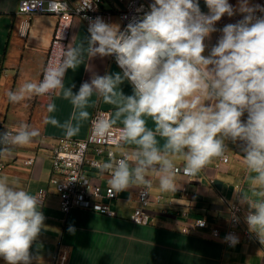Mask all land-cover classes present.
<instances>
[{"label": "clouds", "instance_id": "9594fccd", "mask_svg": "<svg viewBox=\"0 0 264 264\" xmlns=\"http://www.w3.org/2000/svg\"><path fill=\"white\" fill-rule=\"evenodd\" d=\"M42 2L34 0L32 7ZM91 3L83 0L79 9ZM205 4L207 14L201 12L198 0H154L149 11L123 31L101 17L90 19L86 41L61 45L41 80L26 81L6 95L10 103L49 94L70 101L68 119L61 122L53 115L54 103L47 105L49 115L44 118L66 138L78 135L89 119L94 95L113 106L110 119L95 122L98 142L107 137L119 153L117 158L109 151V160L96 165L101 174L109 175L110 195L133 187L148 193L150 173L161 192L176 193L181 172L176 159L183 161V175L196 177L214 158L227 159L226 140L242 141L243 164L254 174L249 179L257 197L242 193L241 203L248 205L245 222L264 245V16L255 15L264 7L249 6L248 0H241L235 9L228 0H205ZM63 10L67 8L61 0H51L48 11ZM236 12L243 19L220 29L221 36L206 56L205 41L218 31L216 22ZM96 56H114L122 72L94 74L76 93L75 85L66 87L67 70L75 71L86 57ZM125 81L132 85V95L122 92ZM245 112L247 119L242 121ZM146 118H151L152 127ZM39 135L26 123L0 132V155L29 145ZM126 145L135 147L122 150ZM41 208L36 195L17 181L0 177V257L6 264H32L30 248L45 227ZM197 224L204 226L205 221ZM68 231L74 234L75 228L70 225ZM225 239L231 246L238 243L232 234Z\"/></svg>", "mask_w": 264, "mask_h": 264}, {"label": "crops", "instance_id": "0c3cea01", "mask_svg": "<svg viewBox=\"0 0 264 264\" xmlns=\"http://www.w3.org/2000/svg\"><path fill=\"white\" fill-rule=\"evenodd\" d=\"M76 3L79 0H65ZM20 0H0V132L14 130L26 123L39 130L40 135L27 146L15 147L10 154L0 155V177L6 176L10 182L17 181L19 187L34 194L42 204L46 219L45 227L30 248L32 261L48 263L56 257L66 256L72 264H264V245L254 233H248V225H241L238 243L231 246L227 243L230 225V205L242 209V217L248 211V205L241 203L242 193L256 199L250 183V174L243 164L242 141L233 143L226 140L229 160L222 163L214 158L196 177H187L180 173L177 176L176 193H164L159 189L158 181L153 174L150 190V204L146 211L151 213L153 221L143 225L132 219L136 207L140 204L137 193L140 188L133 187L118 194L110 202L114 215L103 214L88 208H75L65 214L60 208V198L51 185L53 147L63 131L44 123L47 105L54 103L53 113L61 122L68 119L72 112L70 101L62 96L48 98L33 96L20 103H10L8 91H15L26 81L41 80L58 18L50 14L21 15L18 13ZM150 4L154 0H149ZM233 8H238L241 0H228ZM201 12L208 13L205 0H198ZM249 6L260 5L261 0H248ZM121 4L118 0H103L102 12H110L113 18L109 24L118 25ZM243 19V14L236 12L232 17L226 14L215 27L218 31L211 34L205 43V55L210 53L221 32L229 23ZM88 25L82 18H74L70 31L68 46H75L89 37ZM122 72L110 56L85 58L75 71L67 70L64 84L78 92L79 87L92 76ZM124 95H132L133 87L125 81L120 86ZM94 105L88 108L90 117L83 122L78 135L72 137L83 139L87 136L90 121L97 109L107 111L111 117L113 106L106 105L93 96ZM152 127L151 118H146ZM246 121L247 112L241 117ZM116 126H121L117 124ZM159 139V138H158ZM161 143L163 141L161 140ZM126 145L123 149H133ZM33 158L32 165L24 161ZM107 157L102 158L106 162ZM177 167H183V161L176 159ZM85 175L101 188L108 186L109 175L101 174L99 169L85 165ZM45 191L44 198H40ZM162 197L161 202H157ZM207 219L206 227L195 225L197 219ZM75 233L68 231L69 226ZM219 230V236L212 231ZM0 264H6L0 257Z\"/></svg>", "mask_w": 264, "mask_h": 264}, {"label": "built area", "instance_id": "2783aa9c", "mask_svg": "<svg viewBox=\"0 0 264 264\" xmlns=\"http://www.w3.org/2000/svg\"><path fill=\"white\" fill-rule=\"evenodd\" d=\"M103 0H92L91 6L80 10L79 7L83 3V0H79L76 3H69L68 1L61 0L66 5L67 10L51 12L48 11L51 0H43L40 5L32 7L34 0H20L18 6V13L21 15H33V14H50L55 15L58 18L57 26L52 38L51 46L48 52L45 67L48 61L56 56L61 45L67 47L70 41V31L74 18H82L89 27L90 19L101 17L106 23H110L113 14L110 12H102L100 10V4ZM121 4V9L118 11V18L122 22L123 31L126 26L134 19H140L145 12L149 11V0H118ZM32 7V10L29 8ZM261 7H264V0H261ZM139 10V11H138ZM256 17L264 16V12L257 11ZM116 63L115 57L110 56ZM44 67V68H45ZM43 77V74H42ZM41 77V79H42ZM48 98H52L55 94L45 95ZM111 115L107 111L97 109L90 121V127L88 134L83 139L66 138L62 137L53 147L52 153V176L50 183L54 187L55 192L60 198V208L68 214L75 208H88L94 211H98L103 214L114 215L115 213L110 208V202L118 197V194L110 195L109 187L101 188L94 185L90 179L85 175V165H90L92 168H96L98 163L102 162L103 157L109 159V151H112L119 158L115 145L112 144L107 137L103 141L98 142L95 137V122L99 119H110ZM121 127V126H116ZM11 131V130H10ZM115 133H113L114 135ZM127 151L126 149H122ZM227 158H220L222 163H226L229 160ZM33 158H29L24 161L25 165H32ZM3 165H0V170ZM181 169L183 167H177ZM46 192L43 191L39 195L40 198H44ZM162 197H158L157 202L162 201ZM137 200L139 206L136 207L132 219L135 223L147 225L152 223L153 216L146 211V208L150 204V191L145 193L143 188H140L137 193ZM230 210V225L229 234L236 235L238 228L241 225H246L245 217H242V209L233 204L229 207ZM248 212V211H247ZM245 213V216L247 214ZM200 220L205 221L204 226L197 224ZM195 225L198 227H206L207 219H197ZM247 232L250 233L247 228ZM214 236H219V230L214 229L212 231ZM230 245V242H227ZM32 264H72L68 261L66 256L56 257L48 263L34 262Z\"/></svg>", "mask_w": 264, "mask_h": 264}]
</instances>
